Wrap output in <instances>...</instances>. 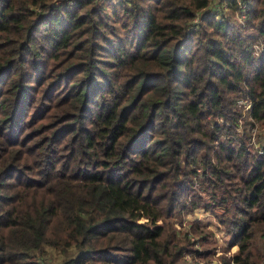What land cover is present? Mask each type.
<instances>
[{"label":"trees","instance_id":"16d2710c","mask_svg":"<svg viewBox=\"0 0 264 264\" xmlns=\"http://www.w3.org/2000/svg\"><path fill=\"white\" fill-rule=\"evenodd\" d=\"M104 2L0 0V264H260L264 0Z\"/></svg>","mask_w":264,"mask_h":264},{"label":"rangeland","instance_id":"374dc122","mask_svg":"<svg viewBox=\"0 0 264 264\" xmlns=\"http://www.w3.org/2000/svg\"><path fill=\"white\" fill-rule=\"evenodd\" d=\"M220 1L213 0L209 8L217 7ZM118 2L119 0H105L104 2L106 15L111 22H115L112 16L113 12H117L118 17H121ZM224 13L227 15L230 14L227 10ZM230 15L233 16L232 14ZM250 131L252 132L254 141H258V135H264V127L258 124L253 129H250ZM196 222L199 223V229L197 233L191 232L190 237L192 241H195V248L201 253V257L195 259L194 262L197 264H219L221 255L231 256L235 254L236 248L230 247L231 236L226 233L215 215L211 214V212H205L202 208H198L192 214H186L184 216L175 215L172 218L174 228L181 233L193 231L191 225ZM201 239L205 240L201 241ZM257 250L264 257V239L258 242ZM257 250L255 249L253 253L257 254ZM46 251V264L48 262L58 264L64 258V254L53 249L47 248ZM206 252H209V255L205 254ZM260 264H264V259L261 260Z\"/></svg>","mask_w":264,"mask_h":264},{"label":"built area","instance_id":"2783aa9c","mask_svg":"<svg viewBox=\"0 0 264 264\" xmlns=\"http://www.w3.org/2000/svg\"><path fill=\"white\" fill-rule=\"evenodd\" d=\"M213 0H211V2H212Z\"/></svg>","mask_w":264,"mask_h":264}]
</instances>
